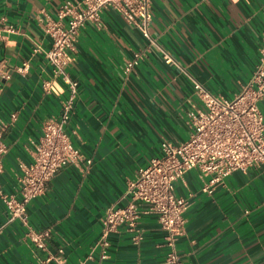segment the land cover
<instances>
[{
  "label": "crops",
  "instance_id": "crops-1",
  "mask_svg": "<svg viewBox=\"0 0 264 264\" xmlns=\"http://www.w3.org/2000/svg\"><path fill=\"white\" fill-rule=\"evenodd\" d=\"M64 1L0 0V24L12 29L0 39L6 146L0 188L17 198L43 124L66 97L43 53L32 54L34 41L45 50L51 46L42 25L56 19ZM150 6L157 49L111 8L102 12L100 26L80 30L68 69L78 92L65 130L84 161L60 169L27 205L30 228L51 231L43 249L19 220L8 222L0 200V264H38L48 256L59 261L51 264H165V233L153 214L139 219L140 243L119 227L108 235V258H101L95 245L104 213L127 204L128 183L160 154L163 142L178 145L188 138L187 113L200 107L191 79L225 99L248 82L261 43L264 0H150ZM136 53L142 58L124 74ZM23 63L27 70L20 73ZM259 109L264 114V99ZM202 184L196 170L175 184V195L189 201L176 242L181 264H264V167L233 172L211 194L201 191Z\"/></svg>",
  "mask_w": 264,
  "mask_h": 264
},
{
  "label": "built area",
  "instance_id": "built-area-1",
  "mask_svg": "<svg viewBox=\"0 0 264 264\" xmlns=\"http://www.w3.org/2000/svg\"><path fill=\"white\" fill-rule=\"evenodd\" d=\"M108 8L117 12L157 49L150 36V0H66L57 10L56 19L42 25L44 35L51 39V46L45 50L41 42H33L32 54L43 53L52 67V77L65 87L66 97L58 114L43 124L33 162L24 168L19 178L18 198L6 195L0 188V200L8 212V222L19 220L28 230L26 236L40 249L44 248V239L51 231L34 232L28 224L26 208L31 200L44 194L47 183L60 169L84 161L65 130L78 92V82L68 69L73 62L80 30L86 24L100 26L101 14ZM3 32H12V29L0 24V39ZM163 57L166 63L172 61L165 52ZM141 58L140 53L134 54L124 66V74L133 71ZM26 70L27 63L18 68L20 73ZM191 80L200 107L187 113L189 136L178 145L163 142L160 154L138 169L135 179L128 183L127 204L105 211L102 231L95 245L101 248L103 259L108 258L110 233L125 227L132 242L138 244L143 239L139 219L143 214H153L165 233V264H181L176 242L184 232L189 201L175 195V184L183 180L185 173L196 170L203 180L201 191L211 194L215 186L233 172L245 173L252 167H264V114L259 109V102L264 99V27L252 75L232 98L215 96L201 83ZM15 118L12 114L11 120ZM5 153L0 133V173ZM85 163L89 165L91 161L86 159ZM139 204L144 207L140 209ZM52 261L59 263L58 259L48 256L38 264H51Z\"/></svg>",
  "mask_w": 264,
  "mask_h": 264
}]
</instances>
